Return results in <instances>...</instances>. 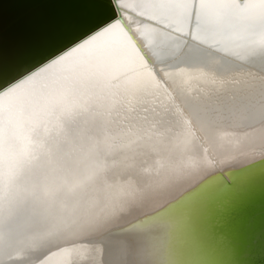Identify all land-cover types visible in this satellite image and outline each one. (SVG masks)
<instances>
[{
  "label": "bare ground",
  "instance_id": "obj_1",
  "mask_svg": "<svg viewBox=\"0 0 264 264\" xmlns=\"http://www.w3.org/2000/svg\"><path fill=\"white\" fill-rule=\"evenodd\" d=\"M117 5L120 23L0 97V122L26 110L16 133L36 169L6 200L43 202L0 210V264H168L185 239L205 264H264V56L247 22L200 0ZM50 89L81 109L68 130Z\"/></svg>",
  "mask_w": 264,
  "mask_h": 264
},
{
  "label": "snow or ice",
  "instance_id": "obj_2",
  "mask_svg": "<svg viewBox=\"0 0 264 264\" xmlns=\"http://www.w3.org/2000/svg\"><path fill=\"white\" fill-rule=\"evenodd\" d=\"M162 3L168 5L175 4L183 6V0H162ZM201 8H219L224 10L223 16L227 19H243L247 22L248 31L250 33L249 55L264 56V0H200ZM113 23L109 21L107 24L99 26L94 32L89 33L90 38H95L97 33H102L107 29L108 25ZM120 23V21H115ZM85 39H88L86 37ZM77 43H82L78 41ZM75 47V45H73ZM67 51V50H65ZM59 55H62L59 54ZM58 59L54 56L48 63H56ZM44 64L40 65L43 68ZM34 74H38L35 70L25 74L21 79H31ZM118 79V77H113ZM20 81L14 80L8 84L0 83V97L8 95L19 87ZM93 88L105 92L106 89H119V84H113L111 81H105L102 77L97 76L92 80ZM130 91L133 96L139 91L134 85L125 89ZM96 95V93H93ZM115 95V93H113ZM41 98L47 101L45 111L55 115L60 120L61 126L68 130L72 127V123L77 116L81 114V109L75 103V97L72 96L70 89H50L41 93ZM26 110H17L10 108L5 121L0 122V210L5 207L9 211L31 208L38 210L43 203L38 196L30 198L29 196H19L14 200L8 201L5 196V188L8 184L20 186L25 178L35 175L36 169L33 165L32 152L25 148H21L17 138L16 129ZM7 161V164H6ZM168 210H162L157 214L158 217L167 215ZM195 242L190 239L184 240V247L176 254H173L174 245L170 243L168 253V264H205L203 261L192 259L189 255ZM215 264V262H213Z\"/></svg>",
  "mask_w": 264,
  "mask_h": 264
},
{
  "label": "water",
  "instance_id": "obj_3",
  "mask_svg": "<svg viewBox=\"0 0 264 264\" xmlns=\"http://www.w3.org/2000/svg\"><path fill=\"white\" fill-rule=\"evenodd\" d=\"M107 1L113 14L101 11L98 0H0V83L22 81L80 46L99 26L121 21L118 0ZM59 25L64 31L56 36Z\"/></svg>",
  "mask_w": 264,
  "mask_h": 264
}]
</instances>
